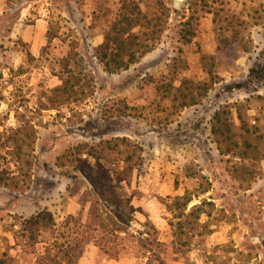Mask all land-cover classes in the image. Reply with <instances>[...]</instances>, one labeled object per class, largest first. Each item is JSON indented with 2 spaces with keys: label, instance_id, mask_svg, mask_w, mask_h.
<instances>
[{
  "label": "rangeland",
  "instance_id": "obj_1",
  "mask_svg": "<svg viewBox=\"0 0 264 264\" xmlns=\"http://www.w3.org/2000/svg\"><path fill=\"white\" fill-rule=\"evenodd\" d=\"M96 2L0 0V253L32 264L29 233L38 251L60 244L68 214L85 222L88 197L103 213L116 196L131 220L117 242L131 253L111 264H140L133 236L145 231V215L167 264H264V182L254 184L264 177V0H184L180 10L163 0L174 11L159 43L114 74L92 53L106 26L94 10L109 17L119 0ZM183 28L193 32L186 43ZM69 72L83 79L80 87L55 91ZM216 112L233 122L219 144ZM121 137L128 150L114 147ZM125 152L132 170L118 181ZM86 159L109 170L115 196L107 202L90 193ZM184 194L189 207L207 202L199 218L206 227L180 237L162 200ZM43 210L55 227L26 224ZM83 258L108 260L94 243Z\"/></svg>",
  "mask_w": 264,
  "mask_h": 264
},
{
  "label": "trees",
  "instance_id": "obj_2",
  "mask_svg": "<svg viewBox=\"0 0 264 264\" xmlns=\"http://www.w3.org/2000/svg\"><path fill=\"white\" fill-rule=\"evenodd\" d=\"M95 3H97L96 0ZM104 11L103 7L98 6L94 10V13L98 12L104 15L106 26L102 32L101 43L93 48L92 53L104 72L114 74L127 70L140 58L155 49L167 28L170 14L174 10L167 6L163 0H153L151 4L144 0H119L118 6L109 17L108 13ZM186 24L185 22L184 25ZM180 31L181 40L185 43L193 36V32L185 28ZM82 80L74 73L69 72L61 85L55 88V91L63 94L70 93V89L81 85ZM86 82L85 86L90 87L91 79ZM222 114L227 115L225 110L222 111ZM212 121V133L221 137L216 143L219 144L220 140L223 142L228 141L231 138L230 127L233 122L230 124L226 116L221 118L219 112L214 114ZM112 141L116 144L119 142L125 148L129 147L130 144L127 137L114 138ZM112 141L105 142L106 149H113L109 146ZM244 142L247 144L246 139H244ZM114 147H118V144ZM126 149L128 150V148ZM120 153H124V151ZM224 153L226 155H237L232 147H227ZM243 153L245 152L239 153L238 156H242ZM131 159L132 155L127 153L122 160L126 167L114 172L118 181L128 178L132 170L130 166ZM82 170L89 180L91 194L101 198L106 197L103 199L105 202L115 196L114 188L111 185L112 179L107 168L95 162L91 163L86 159ZM205 192L207 190H203V193ZM114 200L117 204L116 207L102 213L98 208L99 199L93 200L88 197L83 202V204L90 203L86 221L82 222L79 215H67L61 225L67 231L65 234L64 232L61 234L62 242L51 244L45 247L43 251L36 249L35 244L37 241H34L33 235L29 233L26 236L27 241L24 247L26 249L25 253L33 256L32 264H78L79 258L83 255L84 249L89 243H94L98 250L109 259H118L126 253H131L127 246L117 242L122 234L127 233L131 220L126 218L125 212L121 211L116 196ZM162 201L167 212L176 221L174 224L172 220H169V224L177 229L180 237L188 235L197 226L206 227L205 224L199 222L200 215L203 213L202 206L207 203L205 200L190 207L189 203L192 201V197L186 194L174 197L168 196ZM132 212L133 209L131 208L130 213ZM26 224L30 227L39 224L50 228L55 227L54 219L47 210L29 217ZM27 225L23 228L25 232H28ZM143 227H145V231H138V237L133 236L137 250L133 251L132 254L140 260V264H167L163 249L160 248L157 231L146 215ZM207 229V233L210 234L212 230ZM4 240L7 241V238L4 237ZM0 264L18 263L15 257L4 250L0 253Z\"/></svg>",
  "mask_w": 264,
  "mask_h": 264
},
{
  "label": "crops",
  "instance_id": "obj_3",
  "mask_svg": "<svg viewBox=\"0 0 264 264\" xmlns=\"http://www.w3.org/2000/svg\"><path fill=\"white\" fill-rule=\"evenodd\" d=\"M261 166H260V169H261V172L263 171L264 172V157H263V159H262V161H261V164H260ZM256 182H264V177L263 178H260V177H258L255 181H254V184H256ZM262 201L264 202V197H263V199H262ZM69 215V214H68ZM71 215H73V214H71ZM147 217H148V215H147ZM149 219V218H148ZM263 238H264V236H263ZM263 246V245H262ZM107 257V256H106ZM108 258V257H107ZM111 260H113V259H109L108 258V260H105L106 261V264H111ZM78 264H92L91 262L89 263L87 260H85L84 258L82 259V256L79 258V260H78Z\"/></svg>",
  "mask_w": 264,
  "mask_h": 264
},
{
  "label": "water",
  "instance_id": "obj_4",
  "mask_svg": "<svg viewBox=\"0 0 264 264\" xmlns=\"http://www.w3.org/2000/svg\"><path fill=\"white\" fill-rule=\"evenodd\" d=\"M184 4V0H172V6L176 10H180Z\"/></svg>",
  "mask_w": 264,
  "mask_h": 264
}]
</instances>
